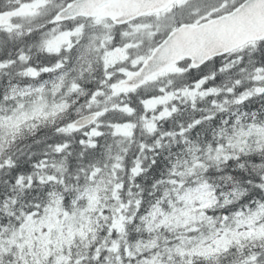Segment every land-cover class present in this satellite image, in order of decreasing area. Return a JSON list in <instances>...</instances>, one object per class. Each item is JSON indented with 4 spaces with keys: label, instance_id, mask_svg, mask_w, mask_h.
Here are the masks:
<instances>
[{
    "label": "snow or ice",
    "instance_id": "1",
    "mask_svg": "<svg viewBox=\"0 0 264 264\" xmlns=\"http://www.w3.org/2000/svg\"><path fill=\"white\" fill-rule=\"evenodd\" d=\"M0 264H264V0H0Z\"/></svg>",
    "mask_w": 264,
    "mask_h": 264
}]
</instances>
